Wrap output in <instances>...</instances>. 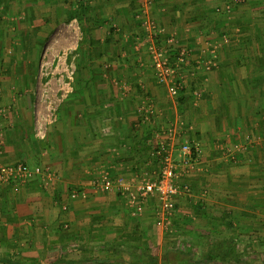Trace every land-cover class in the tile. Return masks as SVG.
<instances>
[{
  "label": "crops",
  "instance_id": "obj_1",
  "mask_svg": "<svg viewBox=\"0 0 264 264\" xmlns=\"http://www.w3.org/2000/svg\"><path fill=\"white\" fill-rule=\"evenodd\" d=\"M155 2L163 25L182 27L181 40L191 46L190 63L182 69L186 88L180 96H169L151 67H132L130 81L135 85L130 93L125 86L116 90L110 115L101 114L103 94L95 84L98 105L69 99L64 107L78 106V116L61 112L44 140L35 136L36 117L18 111L24 106L22 98L13 117L0 112L4 141L0 163L24 162L54 173L19 185L4 181L0 174V264H149L150 259L119 262L99 252L88 255L119 232L103 230L96 219L94 227L64 226L83 217L82 212L71 211L76 205L87 209L103 199L117 202L116 191L91 197L99 173L102 178H128L134 170L151 168L145 160L152 159V150L162 142L171 144L173 158L179 160L180 145L187 141L200 154V167L189 173L194 174L196 194L183 201L178 198L170 229L161 226L156 232L158 246L156 253L152 251L156 264L262 262L258 249L264 245V23L259 29L256 23L253 30L242 29L227 42L220 36L222 30L242 20L236 14L229 20L219 16L217 6L224 8L226 0ZM118 5H112L115 11L122 10ZM129 6L130 0L124 9ZM143 58L136 54L130 62L138 65ZM198 86L200 97L191 92ZM4 98L0 95V109ZM74 186L87 187L89 200L70 198L66 191ZM139 230L142 241L150 235L143 226ZM143 243H127L126 248L143 252L147 250Z\"/></svg>",
  "mask_w": 264,
  "mask_h": 264
},
{
  "label": "rangeland",
  "instance_id": "obj_2",
  "mask_svg": "<svg viewBox=\"0 0 264 264\" xmlns=\"http://www.w3.org/2000/svg\"><path fill=\"white\" fill-rule=\"evenodd\" d=\"M151 1H153L152 5ZM127 2L129 0H0V89L2 91L0 95L3 94L6 98L5 106L0 112L5 113L7 117H13L12 111L22 98L24 106L18 111L22 110L24 114L27 111L33 117L47 114L48 105H51L57 108V120L61 112L76 118L79 114L78 104L73 103L76 108H69V105L65 108V104L69 99L76 98V101L82 99L88 106L98 105L96 94L99 92L94 91L96 84L97 89L101 88L103 94L101 103L105 107H101V114L110 115L112 112H109V103L115 97V93H118L116 90L125 86L129 88L130 93V87L135 85L133 82L135 80L130 81V68L146 66L154 71L151 45L167 44L173 39L180 48L191 51V46L181 40V35L184 33L182 27L174 30L163 25L159 18L160 14L155 13L157 4L155 0H130L128 10L124 9ZM117 3L122 6V10L113 9L112 5H118ZM217 8L219 16L227 20L233 18L235 14L240 15L242 20L232 27L229 26L231 29L222 30L220 36L223 40L235 38L236 35L241 34L242 29L253 30L254 23L258 25L256 27L258 29L260 24L264 23V0H226L224 8L221 5ZM150 23L153 27L149 26ZM248 33L253 34V32ZM176 52L171 53L172 60L176 58ZM135 53L144 57L137 61L138 65L130 62L132 61L130 58L136 56ZM74 67L76 69L73 74L74 90L61 99L63 81L68 80L67 74ZM196 89L199 94L201 92L199 86L193 87L191 91L193 96ZM63 109L67 112L65 110L63 112ZM91 113L94 114V110ZM92 115L88 118L82 116L85 120H90ZM145 163L152 167L139 168L138 171L134 170L132 175L140 176L147 173V176H155L158 173L159 165L156 162L145 160ZM196 166L191 171L199 168L200 162ZM102 177L103 174L99 173L93 181L97 182L98 179H103ZM186 178L192 186V194H196L193 187L194 174H189ZM77 188L78 186H74L66 192L69 191L70 195V192ZM91 188V197L107 195L106 191L96 187V183L92 184ZM87 192L90 194L89 190ZM88 196L85 197L87 201ZM116 197L118 199L116 203H113V200L112 203H107L106 201L109 200L103 199V203L93 207L89 205L87 209L83 205L72 207V210L70 209L72 212L78 214L80 211L83 217L67 221L64 229L71 230L84 225L88 228L94 227L96 219L98 222L96 224L102 225L103 230L114 229L119 232L108 238L112 242L100 243L101 248L97 251L92 249L87 252L88 255L95 256L99 252L119 262L127 259L149 260L152 256H156L152 253L153 250L156 253L154 248L158 246L156 232L159 231V227H164V224L160 225L158 222L156 202L150 199L132 205L121 195ZM179 198L183 201L188 196ZM178 206H180L179 202L177 209ZM142 226L150 234L143 241L139 239L137 233ZM167 227L170 229L169 226ZM103 236L107 239L104 234ZM141 242H144L147 248L143 252L126 248L127 243ZM253 249L251 245L249 251L252 254ZM258 250L261 252L260 264H264V245Z\"/></svg>",
  "mask_w": 264,
  "mask_h": 264
},
{
  "label": "built area",
  "instance_id": "obj_3",
  "mask_svg": "<svg viewBox=\"0 0 264 264\" xmlns=\"http://www.w3.org/2000/svg\"><path fill=\"white\" fill-rule=\"evenodd\" d=\"M149 26L153 27L152 23ZM224 40L228 41L229 38ZM150 50L158 83L166 86L169 96L177 98L186 88V79L182 69L190 63L188 50L180 48L173 39H170L167 44H153L150 46ZM174 52H176V58L172 60L171 53ZM75 70L74 67L67 74L68 80L63 81L61 99L67 97L74 90L73 74ZM194 94L200 95L197 89L194 90ZM48 111L47 114H38L34 122L35 136L41 140L47 137L49 126L57 121V108L48 105ZM3 144V133L0 131V156L3 153ZM179 151L181 158L176 160L173 158L171 144L169 142L159 143L157 148L151 152V160H156L159 164V170L155 176H147V173L140 176L132 175L128 178L118 176L115 179L106 176L95 182L96 187L106 192L116 191L132 205L141 201L154 200L157 205L159 224H164V227L169 226L172 224L177 210V199L192 193L191 184L183 177L189 175L191 170L197 167L196 165L200 162L198 147L189 141L181 144ZM0 174L4 181L19 185L37 176L51 178L54 173L49 167L43 168L39 165L31 166L28 163L18 162L13 164L0 163ZM87 195L86 189L83 188L70 192L72 199L85 198ZM62 208L66 209L67 204L63 203Z\"/></svg>",
  "mask_w": 264,
  "mask_h": 264
},
{
  "label": "trees",
  "instance_id": "obj_4",
  "mask_svg": "<svg viewBox=\"0 0 264 264\" xmlns=\"http://www.w3.org/2000/svg\"><path fill=\"white\" fill-rule=\"evenodd\" d=\"M119 196H120V194H118ZM150 263L149 264H156L157 263V258H155V257H151L150 258Z\"/></svg>",
  "mask_w": 264,
  "mask_h": 264
}]
</instances>
